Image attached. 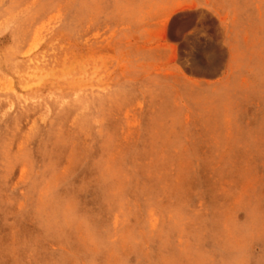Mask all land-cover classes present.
Instances as JSON below:
<instances>
[{
	"label": "rangeland",
	"instance_id": "rangeland-1",
	"mask_svg": "<svg viewBox=\"0 0 264 264\" xmlns=\"http://www.w3.org/2000/svg\"><path fill=\"white\" fill-rule=\"evenodd\" d=\"M0 264H264V0H0Z\"/></svg>",
	"mask_w": 264,
	"mask_h": 264
},
{
	"label": "bare ground",
	"instance_id": "bare-ground-1",
	"mask_svg": "<svg viewBox=\"0 0 264 264\" xmlns=\"http://www.w3.org/2000/svg\"><path fill=\"white\" fill-rule=\"evenodd\" d=\"M214 49H211L210 51L213 52ZM215 52V51H214ZM213 52V53H214ZM208 54V53H207ZM209 55V54H208ZM207 55H205L206 57ZM201 60H199V65L198 67L202 70H205V71H210L211 67H212V64L213 63H210L208 62L205 58H200ZM213 59V58H212ZM217 62V61H216ZM218 63V62H217ZM215 64V63H214ZM216 65V64H215ZM214 69V68H213Z\"/></svg>",
	"mask_w": 264,
	"mask_h": 264
}]
</instances>
